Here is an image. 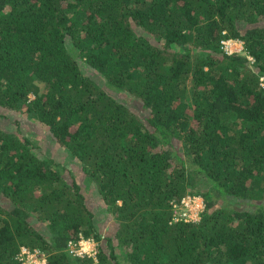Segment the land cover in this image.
Masks as SVG:
<instances>
[{"label":"trees","instance_id":"1","mask_svg":"<svg viewBox=\"0 0 264 264\" xmlns=\"http://www.w3.org/2000/svg\"><path fill=\"white\" fill-rule=\"evenodd\" d=\"M261 76L264 0H0V106L47 126L115 225L103 235L83 186L0 127V264L21 245L49 264H264ZM187 193L199 219L173 220ZM80 235L96 259L68 251Z\"/></svg>","mask_w":264,"mask_h":264},{"label":"rangeland","instance_id":"2","mask_svg":"<svg viewBox=\"0 0 264 264\" xmlns=\"http://www.w3.org/2000/svg\"><path fill=\"white\" fill-rule=\"evenodd\" d=\"M81 63L84 62L82 61ZM89 68L90 67L87 65H84V68L82 67L83 71L86 73H88ZM261 80L262 85H264V80ZM122 97L126 103L133 106L134 99L131 95L122 92ZM0 127L19 137L28 136L29 139L37 145V149L40 150L37 152L39 155H48L58 162L60 167H63V175L69 181L71 177H74V179L83 186L87 205L95 212V222L97 223L98 229L103 235L113 232V226H115L113 224L114 219L110 211L102 204V200L99 197L95 185L88 182L86 183L85 174L81 170L80 163L58 142L57 139L52 137L47 131L46 125L39 122L31 113H26L22 110L13 111L0 106ZM31 221H36L35 216L31 217ZM40 225H42V227L45 226L42 222L38 224V226Z\"/></svg>","mask_w":264,"mask_h":264},{"label":"built area","instance_id":"3","mask_svg":"<svg viewBox=\"0 0 264 264\" xmlns=\"http://www.w3.org/2000/svg\"><path fill=\"white\" fill-rule=\"evenodd\" d=\"M221 49L226 53L243 52L247 58L253 62V57L244 50L243 41L235 37H223L221 40ZM262 79V77H261ZM205 201L203 196L199 194L187 193L179 200L171 201L173 220H198L201 211L204 209ZM66 248L73 256H92L96 259L97 243L90 237L80 235L77 240H68ZM20 264H49L47 255L44 251L37 247H29L21 245L19 251L15 255Z\"/></svg>","mask_w":264,"mask_h":264}]
</instances>
